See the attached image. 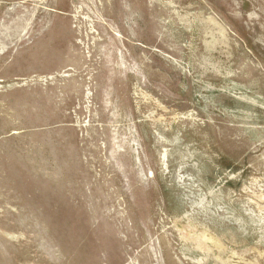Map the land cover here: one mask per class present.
Here are the masks:
<instances>
[{"label":"rangeland","instance_id":"rangeland-1","mask_svg":"<svg viewBox=\"0 0 264 264\" xmlns=\"http://www.w3.org/2000/svg\"><path fill=\"white\" fill-rule=\"evenodd\" d=\"M0 264H264V0H0Z\"/></svg>","mask_w":264,"mask_h":264}]
</instances>
